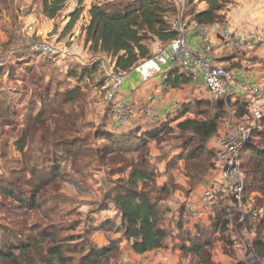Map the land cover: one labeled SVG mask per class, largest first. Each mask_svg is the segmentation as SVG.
Masks as SVG:
<instances>
[{
	"label": "trees",
	"instance_id": "16d2710c",
	"mask_svg": "<svg viewBox=\"0 0 264 264\" xmlns=\"http://www.w3.org/2000/svg\"><path fill=\"white\" fill-rule=\"evenodd\" d=\"M67 1L69 0H42L43 16L54 20ZM124 1L118 5L111 2L91 5L86 12L88 22L84 29L83 42L89 52L108 59L114 72L125 75L151 59L153 44L164 46L176 37L170 24L172 18L178 17L180 8L176 0ZM194 1L183 0L186 16L208 28L217 26V38L222 40L219 34L226 26L229 12L226 1L201 0L205 7L197 11L192 7ZM83 2L84 0H77L76 8L69 15L66 29H71L77 22L84 10ZM99 66V63H94L79 74L73 73L72 78L77 79V87L58 94L54 99L44 98L38 104L39 108L31 103L21 137H29L40 131L44 147H54L59 154L72 162V166L79 163L82 157L91 155L90 157L104 164H107L106 161L114 164L117 162V176L127 174L126 178L118 179L103 194L98 205L99 209H112L118 214L119 224L105 220L97 227L92 226L88 232V241L83 243L84 247L79 251L84 254L76 264H112L119 260L121 239L109 241L108 245L101 248L92 240L96 232L107 230L121 233L129 249L138 255L167 250L171 246L173 251L179 252L180 259L185 260L186 264H219L212 260L217 237L226 238L230 226L238 220L237 215L229 212L230 206L218 199L210 226H187L185 208L181 205L176 218H171L168 201L180 188L177 184L178 176L187 180V190L191 191L212 170L214 153L208 144L220 129L226 107L232 105L236 112L235 118L240 120L248 116L245 103L196 99L183 105L175 115L168 116L164 121L157 119L155 122L146 121L120 128L107 121L114 114L110 106L105 109L108 115L95 129L91 141L93 148L87 147L70 136L72 123H66L65 107L76 104L81 83L93 80L101 88L103 77ZM189 82V77L177 74L173 77L169 75L165 80L166 86L170 88ZM12 114L9 105L0 107V120L12 117ZM49 123L54 124V131L50 133L53 138L51 143L46 139ZM263 124L264 116L253 129V138L248 140L240 153L241 172L245 181L243 197L245 200L253 194L252 206L257 211H264ZM175 134L177 137L174 139L172 137ZM96 140H100L103 145ZM172 140L178 141L175 150L165 153L160 149V155L152 158V147L158 148ZM18 150L22 152V147ZM157 161L163 164V173L159 172ZM25 162L19 171L11 174L12 181H0V196L3 201L14 200L19 208L26 206L31 210L39 206L36 202L38 195L54 187L61 176V166L54 162L39 169L33 167L30 160ZM24 174L29 177L25 178ZM162 176H165V181L158 183ZM26 188L31 192L29 202L16 195V191H24ZM56 196L57 194L55 198ZM258 225L264 229V219H260ZM49 228L50 233L47 230H38L36 238H32L26 231L17 230L13 233L17 237L15 244L11 240L1 241L0 264H73L60 244L50 247L48 240L54 242L56 235L54 228ZM7 234L4 236H10ZM21 238L25 239L23 243ZM45 242L48 243L44 245ZM251 246L257 256L264 258V234L258 235ZM39 247L44 248L43 252ZM234 264L244 263L236 261Z\"/></svg>",
	"mask_w": 264,
	"mask_h": 264
},
{
	"label": "rangeland",
	"instance_id": "374dc122",
	"mask_svg": "<svg viewBox=\"0 0 264 264\" xmlns=\"http://www.w3.org/2000/svg\"><path fill=\"white\" fill-rule=\"evenodd\" d=\"M200 1L195 0L192 3L194 10H201L205 7ZM225 1L226 8L235 9L239 13L243 11L248 14V19L257 14L256 18L260 19L258 23L261 33L264 35V0ZM103 2L118 5L125 1L84 0L82 14L71 29H66L69 15L76 8L77 0L67 1L54 20L43 16L42 0H0V107L9 105L13 113L12 117L0 120V181H12L11 174L19 171L25 160H30L33 167L39 169L43 165L54 162L61 166V176L54 187L38 195L36 202L39 206L36 209L29 210L26 206L19 208L14 200L3 201L0 196V242L11 240V243L15 244L17 237L13 233L17 230L26 231L32 238H36L35 234L38 230H47L50 233L48 229L53 227L56 239L54 242L48 240L50 247L53 244H60L73 264H76L79 257L84 254L79 251L83 249V243L88 241V232L91 227L110 216L107 209L98 208L103 194L113 187L118 179L126 178L127 174L117 176L115 172L118 167L117 162L114 164L106 161L107 164H104L90 157L91 155L82 157L79 163L72 166V162L65 159V156L59 154L54 147H44L40 131L30 135V138L21 137L25 118L30 113L31 103H35L39 108L38 104L44 98L54 99L58 94L77 87V79L72 78L73 73L79 74L89 69L94 63L100 65L103 61H109L98 54L89 52L83 42L84 29L88 22L86 12L91 5ZM253 6L254 9H252ZM173 20L175 19L172 18L171 21ZM30 24L32 28L29 31L27 27ZM40 42L50 43L58 48L71 47L73 56L71 59L52 61L47 57L32 53L29 46ZM237 51L242 57L247 56L249 59V64H244L246 67L244 71L250 72L255 61L264 64V61L259 60V56L253 55L255 52L264 51V39L251 42V44L245 42V45ZM224 54V52L220 53V55ZM235 67L239 69L243 66L238 63ZM79 89L80 94L76 104L65 107L66 123H72L70 132L72 138L80 140L84 146L93 148L91 141L95 129L108 115L105 106L102 110L96 108L103 91L93 80L81 83ZM194 91L197 92V97L203 98L199 87H194ZM191 95L192 92H189V97ZM37 108H35L36 111ZM107 121L110 123L111 120ZM48 127L49 132L45 137L48 143H51L53 138L50 133L54 131V124L49 123ZM176 137L175 134L172 138ZM96 141L103 145L100 140ZM177 142L176 140L169 141L160 145L159 149L154 147V150L158 152V155H160V149L167 153L172 149L175 150ZM20 146L22 152L18 150ZM157 163L160 167V163L158 161ZM24 177L29 176L24 174ZM184 182L186 183V179ZM158 183H161L160 178ZM179 187L176 192L183 196L190 193L180 185ZM55 194H57L56 198ZM16 195L27 202L31 198V192L27 188L24 191H16ZM182 197L179 195L170 199L171 209L181 207ZM252 204L253 196L251 201L247 198L241 208L229 207V212L237 215L239 219L243 216V222L238 221L237 224H232L226 238L217 237L212 250L214 259L218 255H223L228 258V262L231 260L227 264L236 261L247 263V256H255L258 262L254 261L252 264H264V258L257 256L251 246L258 235L264 234V229L258 225L260 219H264V211L254 210ZM246 210L248 215H243V211ZM5 233L10 236H4ZM21 239L23 243L25 239ZM47 243L45 242L44 245ZM40 249L43 252L44 248ZM216 262L220 263L217 260ZM121 264L134 263L123 261Z\"/></svg>",
	"mask_w": 264,
	"mask_h": 264
},
{
	"label": "built area",
	"instance_id": "2783aa9c",
	"mask_svg": "<svg viewBox=\"0 0 264 264\" xmlns=\"http://www.w3.org/2000/svg\"><path fill=\"white\" fill-rule=\"evenodd\" d=\"M180 8L178 17L170 24L176 37L160 49L151 61L162 65L168 62L176 64L181 70L191 76L192 81L201 82L207 91L210 100L236 102L242 101L246 105L248 116L238 120L235 118V109L231 105L226 107V115L222 120L217 134L211 138L208 146L214 153L213 167L204 178L203 189L197 195L188 194L181 198V205L186 210L187 226L201 224L210 226L215 214V205L218 199L230 207H242L244 200V175L241 172L240 153L248 140L252 139L253 129L256 128L264 114V93L260 86L249 81L248 76L237 80L231 71L224 69L216 63L213 44L210 39L209 28L199 25L186 16L183 0H176ZM32 25L27 29L30 31ZM225 49L233 50L243 47L245 42L240 36L234 35L224 29L219 34ZM193 42V48L189 42ZM32 53L57 61L71 59V47L58 48L50 43H33L29 46ZM100 73L103 77L101 90L103 94L98 105L112 108L111 124L115 127H124L141 121L155 122L157 115L150 104L138 114L130 104L117 100L124 74L116 73L109 61L100 64ZM253 194L248 198L252 199ZM178 209L170 208V217L176 218ZM248 215V211H243ZM238 221L243 222L242 218ZM236 223V224H237ZM246 257V256H245ZM252 264L258 262L257 257H246Z\"/></svg>",
	"mask_w": 264,
	"mask_h": 264
},
{
	"label": "crops",
	"instance_id": "0c3cea01",
	"mask_svg": "<svg viewBox=\"0 0 264 264\" xmlns=\"http://www.w3.org/2000/svg\"><path fill=\"white\" fill-rule=\"evenodd\" d=\"M255 7L253 6L252 9ZM204 9V8H202ZM201 9V10H202ZM254 13H252L253 15ZM248 14L243 11L239 13L235 9L229 10L227 13V23L224 29L229 30L234 35L240 36L245 39L248 44L251 42H258L259 40L264 39V35L261 33L260 24L258 21L260 19L256 18L257 14L250 16L251 19H248ZM251 20V21H248ZM249 22V23H248ZM263 30V29H262ZM219 32L218 27H210V39L213 44L214 57L216 63L223 67L224 69L231 71L237 80H242L244 76H248L249 81L255 83L263 89L264 93V64L259 63L257 61L254 62V65L251 67L252 70L250 72L244 71L246 67L244 64H249L248 57H242L241 54H238L237 49H241L242 47H236L235 50L225 49L222 45V42L217 38V33ZM189 45L193 48V42L190 41ZM165 46V45H164ZM163 45H159L157 43L152 45V56H154L160 49L164 47ZM221 52H224V55H220ZM229 52V55L227 53ZM219 54V55H218ZM254 56H259V60L264 61V51L263 52H255ZM240 64L243 67L236 68V64ZM231 69V70H229ZM186 75L190 78V82L188 84L180 85L177 88H170L166 86L165 80L171 75ZM194 87H199L200 92L202 93L203 98L197 97V92L194 91ZM101 89V88H100ZM189 92H192L191 97H189ZM101 94V93H100ZM196 99H207L210 100V97L201 84V82H194L191 79V76L186 71L181 70L176 64L172 62H168L162 65H159L150 59L144 61L142 64L137 66L135 69H132L130 72L124 75L120 90L117 93V100L124 101L130 104L131 108L135 113L141 112L144 107L148 104L153 107L156 112L158 121H164L168 116L175 115L183 105L191 103ZM96 108L102 110V108L96 104ZM108 108V107H107ZM104 112V111H102ZM146 121H141V124ZM151 149V156L155 158L158 156V152ZM175 153V152H174ZM158 170L160 173H163V164L158 166ZM183 176H178L177 184L180 185L183 189H188L187 180L186 183L184 179H181ZM161 183L165 181V176L160 178ZM204 180L197 184L191 191H189L193 195H197L203 189ZM183 196L179 192H174L172 197ZM170 198V199H171ZM168 206L171 208V202L168 201ZM109 213V217H105L104 220L95 223L94 227L101 225L105 220L112 221L115 225L119 224V215L116 214L112 209L107 210ZM121 239L120 244V258L117 262L112 264H121L123 261H129L134 264H186L185 260L180 259V255L178 251H173L170 246L167 250H158L148 252L143 255H138L133 253L125 240L122 239V235L119 232L113 231H99L96 232L92 240L98 248L104 247L108 245L109 241H116ZM213 262L219 264H227L231 262L228 258L223 255H218L216 259L212 257ZM234 264V262H232Z\"/></svg>",
	"mask_w": 264,
	"mask_h": 264
}]
</instances>
